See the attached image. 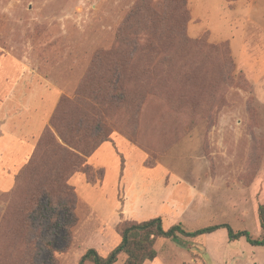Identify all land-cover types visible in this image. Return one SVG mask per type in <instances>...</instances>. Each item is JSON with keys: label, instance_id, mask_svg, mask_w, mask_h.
<instances>
[{"label": "rangeland", "instance_id": "1", "mask_svg": "<svg viewBox=\"0 0 264 264\" xmlns=\"http://www.w3.org/2000/svg\"><path fill=\"white\" fill-rule=\"evenodd\" d=\"M172 34L169 50L161 44L134 56L128 96L103 111L88 108L111 78L106 61L93 62L97 50L125 51L126 38ZM62 99L74 103L64 107L69 118L103 114L113 141L90 157L93 180L79 172L70 180L78 195L71 234L60 208L57 224L51 227L48 213L34 218L31 234L36 179L0 188V264H79L91 248L107 256L121 241L114 212L124 198L138 201L141 190L150 198L143 208L155 210L139 216L131 202L125 220L161 216L166 229L180 224L187 232L227 223L263 237L264 0H0V117L11 110L25 126L40 115L38 130L27 133L36 149L48 127L58 136L51 120ZM48 155L43 169L54 164ZM150 179L162 181L151 193ZM251 245L245 237L233 244L226 227L179 233L158 238V257L144 264H264V246Z\"/></svg>", "mask_w": 264, "mask_h": 264}, {"label": "trees", "instance_id": "2", "mask_svg": "<svg viewBox=\"0 0 264 264\" xmlns=\"http://www.w3.org/2000/svg\"><path fill=\"white\" fill-rule=\"evenodd\" d=\"M142 13V9L135 11L137 16L142 15ZM132 16L133 13L127 18V23ZM140 24H143L142 21ZM158 36L148 37L142 42L136 40L129 43L128 38H126V43L131 47L129 50L109 49L95 52L93 62L101 66L106 61L109 67L105 72L111 78L106 83L97 86L95 90L97 93L92 95L87 103L89 109L103 111L109 105H113L129 95L130 91L124 83L137 52L139 50L143 52L147 47L157 48L161 44H165L166 50H169V44L172 43V40L177 39V34H172V38ZM161 38L165 43L162 42ZM179 41L183 46L190 43L184 31L179 32ZM121 53L123 55L118 57V54ZM167 56L163 57L165 62L174 61V56ZM67 104L72 106L74 103L69 99H62L51 120L58 136L49 127L43 132L36 149H34L35 153L30 156L28 162L16 175L15 185L23 182L27 176L36 179L37 184L31 191L30 208H28V213H33L30 217L32 226L34 225V218L41 219L47 213L51 227L57 224L58 209L60 208L67 216L63 226L71 234L72 227L78 221L75 212L78 195L75 187L70 184V180L78 172L84 174L88 180H93L92 165L89 164L88 157L104 142L112 139V130H109L104 122L103 114H97L95 118H91L87 112L81 111L78 115L69 118L70 111L64 110ZM48 154L54 156V164L43 169L45 167L44 157H48ZM101 175H104L103 170ZM258 211L260 225L264 230V204L259 206ZM27 219L28 217L25 220L27 221ZM221 227L228 228L231 241L245 237L254 246H264V235L261 238H254L248 230L234 231L227 223L187 232L180 224H175L166 229L162 217L158 216L145 221L125 220L120 222L117 226V231L121 236L120 243L107 256L99 255L95 248L89 249L79 264H84L87 260H91L95 264H116L121 255H126V259L120 264H144L146 261H154L158 257V251L155 248L158 238H176L179 233L196 237L211 233ZM35 231L33 226L31 234L35 235ZM45 246L51 251L54 250L53 243L49 240L45 242ZM36 247L30 241L29 249L32 253Z\"/></svg>", "mask_w": 264, "mask_h": 264}, {"label": "crops", "instance_id": "3", "mask_svg": "<svg viewBox=\"0 0 264 264\" xmlns=\"http://www.w3.org/2000/svg\"><path fill=\"white\" fill-rule=\"evenodd\" d=\"M11 95H12V93H11ZM9 99H11L10 96L7 97V103L9 101ZM6 106H8V104H6ZM35 118L30 122V124H28V121H27L26 125L23 126V122H19V121L15 120L11 110L6 109L4 114L0 117V188L3 190H10L11 188H13L15 186L16 175H17L16 170H19V168H21V166L25 163V160L27 159V157L35 149V142L33 141L34 139H32V138L30 139L27 136L28 135L27 133H33L36 130H38V128H39V121L41 120L40 115H37ZM27 119H29V118H27ZM27 124H28V126H27ZM109 141H113V136H112V139ZM106 142H108V141H106ZM90 157H88V161H89ZM163 177H160V179L163 180ZM160 179L159 180L150 179V183L152 186L150 189V193L155 189L158 182L159 183L162 182V181H160ZM146 186L147 185H145L144 183H141V185H140L141 189L146 188ZM145 195H146V193L142 192V190H141V192L139 193V199L136 202H134L133 200H131L129 202L128 198H124L125 199L124 207L120 208L122 210L119 211L120 210L119 209V210H116L114 212V214L117 215V216L113 217V218H115L114 219L115 224L119 223L121 221H124L125 219L130 218L129 214L127 213V210L129 207L128 205L131 202H133V204H135V206L137 207V209H136L137 212H135V213H137L139 216L140 215L141 216L148 215L151 211H154L155 210L154 208H147V207L143 208V204L145 205V201L150 200V198L145 196ZM119 213L123 214L124 220H122L120 218ZM116 217H118V218H116ZM137 219H139V218H137ZM143 221H145V220H143ZM115 229H116V226H115ZM242 239H243V237L240 239H237V240H233L232 243L236 244L238 241H240ZM251 246H252V249H254V247H256L254 245H251ZM257 248H260V247L257 246Z\"/></svg>", "mask_w": 264, "mask_h": 264}]
</instances>
